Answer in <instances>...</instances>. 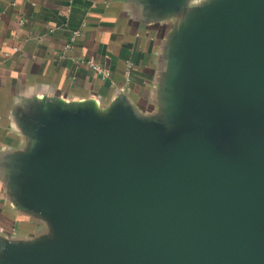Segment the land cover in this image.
Instances as JSON below:
<instances>
[{
	"label": "water",
	"instance_id": "95a60500",
	"mask_svg": "<svg viewBox=\"0 0 264 264\" xmlns=\"http://www.w3.org/2000/svg\"><path fill=\"white\" fill-rule=\"evenodd\" d=\"M130 1L163 28L151 108H18L0 180L42 228L0 264H264V0Z\"/></svg>",
	"mask_w": 264,
	"mask_h": 264
},
{
	"label": "crops",
	"instance_id": "0c3cea01",
	"mask_svg": "<svg viewBox=\"0 0 264 264\" xmlns=\"http://www.w3.org/2000/svg\"><path fill=\"white\" fill-rule=\"evenodd\" d=\"M132 6L130 0H0V157L23 147L15 116L36 96L108 105L125 94L142 111L151 108L163 28L138 23ZM75 30L80 35L66 48ZM90 58L111 76L95 73ZM41 228L7 198L0 180V236L27 237Z\"/></svg>",
	"mask_w": 264,
	"mask_h": 264
},
{
	"label": "built area",
	"instance_id": "2783aa9c",
	"mask_svg": "<svg viewBox=\"0 0 264 264\" xmlns=\"http://www.w3.org/2000/svg\"><path fill=\"white\" fill-rule=\"evenodd\" d=\"M1 19V16H0ZM80 35V30H75L71 36L70 42L66 45V48H70L72 46V44L77 40V38ZM87 64L92 68V70L97 73L98 75H100L103 78H108L111 76V72L110 70H108L107 68L103 67L101 64H99L98 62H96L94 59L90 58L87 60ZM133 68V63L129 62L128 63V69L126 71V78L127 81L131 80V70Z\"/></svg>",
	"mask_w": 264,
	"mask_h": 264
}]
</instances>
